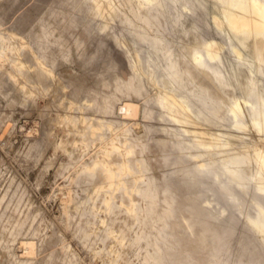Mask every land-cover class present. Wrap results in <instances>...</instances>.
<instances>
[{
  "label": "rangeland",
  "instance_id": "obj_1",
  "mask_svg": "<svg viewBox=\"0 0 264 264\" xmlns=\"http://www.w3.org/2000/svg\"><path fill=\"white\" fill-rule=\"evenodd\" d=\"M253 7L0 0V264H264V31L213 16Z\"/></svg>",
  "mask_w": 264,
  "mask_h": 264
},
{
  "label": "bare ground",
  "instance_id": "obj_2",
  "mask_svg": "<svg viewBox=\"0 0 264 264\" xmlns=\"http://www.w3.org/2000/svg\"><path fill=\"white\" fill-rule=\"evenodd\" d=\"M234 2H235V0H231V5H234ZM224 12H225L224 16L219 15L220 13H218V12L213 14V16L217 20V23H216L217 29L219 30L221 35H224V34L230 32L231 35H228L225 38L224 43L229 50H232L233 52H235L238 55V57H241V55H243L244 53H243V50L236 45V39L238 36L247 35L249 32L261 33L264 31V7H262V8L253 7L251 13H246L243 11L231 12V11H226V10ZM235 25H237L238 29L235 28ZM208 45H211V43L209 42ZM221 47H224V46L221 45ZM218 49L220 50L219 45H218ZM218 54H219V52L213 54L212 58H217L219 56ZM194 59L197 62H199L200 56L198 54H196ZM222 60L225 62H228L229 58L224 57V58H222ZM249 70L251 72L253 71L252 66H249ZM243 108H244L243 104L237 105V108L234 111V113L236 111H242ZM250 121L252 124H255V122H256L254 117H252ZM263 167H264V162L261 161L259 168L262 169ZM252 177L253 176L250 175L248 177V180L252 179ZM255 208H256L255 209V215L251 216V217H249L246 209H242L241 211H242L243 216L248 221V223L253 228H255L257 230V232L258 231H259V233L263 232L262 236L264 239V206L260 203H255ZM262 242H264V240ZM163 247L166 248L163 256L165 258H168V259L171 258L170 251L172 249L170 248L171 247L170 241H167L163 238ZM249 250H250V248H249V245L247 243H243L240 246V251H242L244 253L249 252Z\"/></svg>",
  "mask_w": 264,
  "mask_h": 264
}]
</instances>
